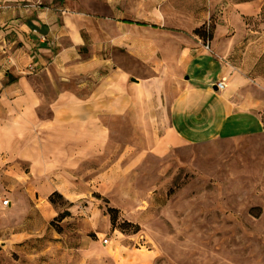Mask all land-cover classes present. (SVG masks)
<instances>
[{
	"label": "crops",
	"instance_id": "1",
	"mask_svg": "<svg viewBox=\"0 0 264 264\" xmlns=\"http://www.w3.org/2000/svg\"><path fill=\"white\" fill-rule=\"evenodd\" d=\"M263 7L170 0L158 15L152 0H0V169L77 195V172L106 163L110 145L108 170L131 157L130 170L146 154L263 133L247 90ZM213 17L207 49L194 30Z\"/></svg>",
	"mask_w": 264,
	"mask_h": 264
},
{
	"label": "rangeland",
	"instance_id": "2",
	"mask_svg": "<svg viewBox=\"0 0 264 264\" xmlns=\"http://www.w3.org/2000/svg\"><path fill=\"white\" fill-rule=\"evenodd\" d=\"M152 1L159 15L170 0ZM251 24L264 31V7ZM247 90L264 113V57ZM114 151L53 201L0 169V264H264V132L146 154L130 170L131 157L108 170Z\"/></svg>",
	"mask_w": 264,
	"mask_h": 264
},
{
	"label": "trees",
	"instance_id": "3",
	"mask_svg": "<svg viewBox=\"0 0 264 264\" xmlns=\"http://www.w3.org/2000/svg\"><path fill=\"white\" fill-rule=\"evenodd\" d=\"M215 25L212 28H206V23L202 24L201 26L197 27L194 32L199 35L205 42L209 39L213 38ZM54 195H60L57 191L53 192L50 196V199L53 201ZM112 212H116V209L111 208Z\"/></svg>",
	"mask_w": 264,
	"mask_h": 264
},
{
	"label": "built area",
	"instance_id": "4",
	"mask_svg": "<svg viewBox=\"0 0 264 264\" xmlns=\"http://www.w3.org/2000/svg\"><path fill=\"white\" fill-rule=\"evenodd\" d=\"M206 48L207 49L210 48L209 40H207V42H206ZM31 69H33V66H31ZM217 86H218L219 89H223L225 85H224L223 81H219L217 83ZM2 203H3V205L8 206V205H10V200L9 199L3 200ZM103 241H104V243H108L109 242V238L106 237V238L103 239Z\"/></svg>",
	"mask_w": 264,
	"mask_h": 264
}]
</instances>
